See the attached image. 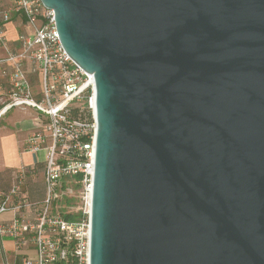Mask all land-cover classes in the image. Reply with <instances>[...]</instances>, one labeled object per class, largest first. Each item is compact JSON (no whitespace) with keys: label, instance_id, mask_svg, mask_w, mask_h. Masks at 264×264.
Masks as SVG:
<instances>
[{"label":"water","instance_id":"obj_1","mask_svg":"<svg viewBox=\"0 0 264 264\" xmlns=\"http://www.w3.org/2000/svg\"><path fill=\"white\" fill-rule=\"evenodd\" d=\"M95 85L89 264H264V0H40Z\"/></svg>","mask_w":264,"mask_h":264},{"label":"built area","instance_id":"obj_2","mask_svg":"<svg viewBox=\"0 0 264 264\" xmlns=\"http://www.w3.org/2000/svg\"><path fill=\"white\" fill-rule=\"evenodd\" d=\"M13 26L14 39L7 27ZM33 110L26 150L44 152L45 196L40 205L22 190L15 173L0 192V264H89L91 190L96 134L95 85L64 51L54 13L40 0H0V122L13 110ZM80 176L77 182L76 177ZM83 184L78 205L60 210ZM63 208V206H62ZM34 212L32 224L28 213ZM73 216V220L65 216ZM12 238L19 260L4 256L1 240ZM29 245L34 256L22 255Z\"/></svg>","mask_w":264,"mask_h":264},{"label":"crops","instance_id":"obj_3","mask_svg":"<svg viewBox=\"0 0 264 264\" xmlns=\"http://www.w3.org/2000/svg\"><path fill=\"white\" fill-rule=\"evenodd\" d=\"M10 27L12 28L9 30ZM7 28H8L7 29L8 37L10 39H14L15 33L13 30V26H8ZM13 111H16L17 113L15 117L7 120L6 126L1 125L0 127V182H2L3 180L5 183L7 182L9 183L8 188L6 190H0V192L8 191V189L11 186L12 178L15 173H23L24 169L36 170V168L40 166H43V171H44V157H45L44 152L33 154L27 151L25 146L27 138L32 132V129H34L32 120L34 118L35 112L30 109L25 111H21V110H13ZM39 154L42 155V159H43L42 162H40ZM24 194L28 197L30 201L40 205L45 196L44 177L42 183L39 186L30 185L28 192L27 193L24 192ZM11 217H12L11 213H5L2 216H0V220L7 221L11 219ZM34 219H35V213L34 212L28 213V220L32 224L34 223ZM1 245H2V250L4 252V256L7 258V260L9 261L19 260V256H17L15 253L14 241L12 238H8V237L2 238ZM21 254L33 257L34 247L29 245L27 248L21 251Z\"/></svg>","mask_w":264,"mask_h":264},{"label":"rangeland","instance_id":"obj_4","mask_svg":"<svg viewBox=\"0 0 264 264\" xmlns=\"http://www.w3.org/2000/svg\"><path fill=\"white\" fill-rule=\"evenodd\" d=\"M8 0H4V3L7 4ZM9 26H12V25H9ZM12 27L9 28V30L11 29ZM16 111H12L9 113V115H7L6 117H4L3 120L5 121H2L0 123V127L1 125H5L6 126V121L9 120L10 118H13L15 117L16 115ZM17 124V123H16ZM15 127V126H14ZM19 129V128H18ZM39 157H40V162H42V155L39 154ZM43 166H40V167H37L36 170H23V183H22V190L27 193L28 192V189H29V186H33V185H36V186H39L41 183H42V180H43ZM26 177V178H25ZM7 181V180H6ZM74 186L72 187L73 188V196L71 198H63L61 200V203H60V210L62 211H66L70 208H74L78 205V198L79 196L81 195V192L83 191V184H79V183H73ZM9 186V183H5L3 180L2 182H0V190H6ZM63 206V208H62Z\"/></svg>","mask_w":264,"mask_h":264},{"label":"trees","instance_id":"obj_5","mask_svg":"<svg viewBox=\"0 0 264 264\" xmlns=\"http://www.w3.org/2000/svg\"><path fill=\"white\" fill-rule=\"evenodd\" d=\"M76 180H77V182H79L80 181V176L76 177ZM74 218H75V215H73V216H69V215L65 216V219H67V220H73Z\"/></svg>","mask_w":264,"mask_h":264}]
</instances>
